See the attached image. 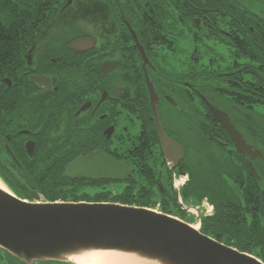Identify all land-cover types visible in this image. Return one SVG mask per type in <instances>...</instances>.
<instances>
[{
	"label": "flooded vegetation",
	"instance_id": "1",
	"mask_svg": "<svg viewBox=\"0 0 264 264\" xmlns=\"http://www.w3.org/2000/svg\"><path fill=\"white\" fill-rule=\"evenodd\" d=\"M253 21L264 29V0L54 1L48 21L24 45L0 55V181L17 180L28 195H39L35 182L43 175L64 176L68 164L100 151L129 168L127 180L148 173L181 214L187 213L183 196L197 179V201H207L212 209L202 223L231 218L228 230L253 225L249 195L255 179L264 200L259 176L264 160L242 157L231 140L207 143L199 104L204 98L218 106L212 97L220 98L219 91L204 90L212 80L203 69L220 70L224 57L219 53L235 50L226 39L244 33L245 27L252 30ZM81 40L85 44L74 46ZM219 76L216 82L228 81ZM148 82L169 141L164 148ZM210 164L222 166L220 173H205ZM210 177L228 183L207 191ZM214 194L218 199L213 200ZM230 234L207 236L238 242Z\"/></svg>",
	"mask_w": 264,
	"mask_h": 264
},
{
	"label": "water",
	"instance_id": "2",
	"mask_svg": "<svg viewBox=\"0 0 264 264\" xmlns=\"http://www.w3.org/2000/svg\"><path fill=\"white\" fill-rule=\"evenodd\" d=\"M147 87L164 148L169 141L157 115L158 98L152 84L148 82ZM203 102L242 157L264 160L262 151L246 142L225 112L204 98ZM129 175L126 165L100 151L81 156L64 169V176L70 179L125 181ZM0 249L22 264H67L72 257L96 252H112L150 264H264L167 214L117 203H38L1 188Z\"/></svg>",
	"mask_w": 264,
	"mask_h": 264
},
{
	"label": "trees",
	"instance_id": "3",
	"mask_svg": "<svg viewBox=\"0 0 264 264\" xmlns=\"http://www.w3.org/2000/svg\"><path fill=\"white\" fill-rule=\"evenodd\" d=\"M54 1L56 3L57 0H0V55L24 45L26 38L48 21V13L54 5ZM45 10L47 15L44 17ZM249 26L252 27V30L245 27L243 35L239 32L232 39H226L235 48L234 51L231 50L229 53L228 64L222 65L220 70L205 68L203 72L212 80V83L204 85L205 91L211 89L212 91H219L220 97H224L233 105L247 111H253L256 107H264V29L255 21ZM218 73L220 78L227 77L228 81L221 84L216 82ZM219 87L220 89H218ZM199 104L205 111V122L208 126L205 129L206 131L203 132L206 137L205 141L214 143L220 139L230 143L228 135L209 113L203 102L199 101ZM262 116L264 117V115ZM196 127L198 129L197 125ZM246 131L251 134V139H253L251 142L264 152V134L262 135L259 131L248 127ZM261 163L264 164V161H261ZM142 166L148 170L152 169L149 165L143 164ZM218 167L222 166L210 164L204 172L218 174L220 173ZM136 168L139 169V166H136ZM132 172L135 173V170L133 169ZM46 176L43 175L41 180L35 182L36 188L41 191L39 198L45 202H111L139 208H152L159 201L162 213L178 218L182 217L180 212L178 213L172 208L169 209L168 201L159 192L158 188H156L157 193L154 194L155 181L149 178L148 173L145 174L143 182L132 176L123 182L121 188L117 190L110 189L111 186L118 183L113 181H74L64 177L62 173L52 174L51 177H49L50 175ZM259 176L260 181H264V173L261 174L260 172ZM195 182L189 188L187 194L183 196L184 201L188 199L197 201V191L195 189L200 190L199 180L196 179ZM5 183L6 185L12 184L13 194L18 198L35 201L38 197L28 195L27 188L17 180H7ZM220 183H228V181L224 178L218 181L210 177L206 179L205 188L207 191H216L222 188ZM258 184L254 179L251 186V195L247 194L245 196L247 198L249 195L250 199L252 198L250 203L254 205L252 211L253 225L247 228L231 227L228 230L226 224L230 225L234 222L231 218H228L226 222L224 220L221 222L216 221L215 218H212L202 223L200 232L208 235L210 232L218 231L229 236L230 231L231 239L233 238L238 242L231 240L232 242L224 243L225 245L255 256L264 263V225L258 223L264 221V200L261 201L260 199V192L257 189ZM226 187H229V185L226 184ZM216 198L218 199V196L214 194L213 200H216ZM172 200L174 201V199ZM250 203L248 202V204ZM0 264L22 263L0 249ZM46 264L64 263L50 262Z\"/></svg>",
	"mask_w": 264,
	"mask_h": 264
},
{
	"label": "rangeland",
	"instance_id": "4",
	"mask_svg": "<svg viewBox=\"0 0 264 264\" xmlns=\"http://www.w3.org/2000/svg\"><path fill=\"white\" fill-rule=\"evenodd\" d=\"M221 57H224V59L222 60V64L223 66L228 64V56H229V52H222L219 53ZM179 60H186L185 58H180ZM192 67V65H190ZM197 70H202L201 67H193ZM181 69H177L176 72H181ZM189 71H195L192 68L189 67ZM205 85H207V83H205ZM212 101L218 105L217 108L224 111L228 116H230V118L236 123V126L241 129L243 132H245L246 136H247V140L249 141H253V139H251V134L246 131V128L248 127L249 129H255L257 131H259L262 135L264 134V117L262 115H264V107H256L253 111H247L243 108H239L235 105H233L230 101H228L227 99H223V98H218V97H212ZM193 101H191L192 104ZM193 105V104H192ZM246 124H248V126H245ZM208 166V165H207ZM133 178H137V180L140 181H144L145 177H133ZM147 178V177H146ZM7 180H3V185L9 189V191L13 192V189L11 187V185H6ZM112 185V184H111ZM109 186V185H108ZM121 185L118 184H114V186H111L110 189L112 190H117L120 189ZM154 190V194H156V182L154 184L153 187ZM40 195V194H39ZM39 195H35L38 196L37 199L35 201H41L43 202L42 199L39 198ZM168 201V200H167ZM184 207L188 210L187 213L182 212L183 214H181V218H179L180 220H182L185 223L194 225L195 223H197L198 219H202L208 215H210L212 213V209H211V205L207 202V201H203L202 203L199 201H194V200H185L183 202ZM158 205V207H157ZM156 207L159 211H162L161 208V203H159V201L156 202V204L153 206ZM168 207L169 209H174L176 211H178V213L180 212L179 210H177L176 205L174 204L173 207H171L169 205L168 202ZM176 217V216H175ZM201 226H202V222H200ZM201 229V227H199ZM211 233V232H210ZM227 243V242H225ZM67 264H74L73 262L67 263Z\"/></svg>",
	"mask_w": 264,
	"mask_h": 264
},
{
	"label": "bare ground",
	"instance_id": "5",
	"mask_svg": "<svg viewBox=\"0 0 264 264\" xmlns=\"http://www.w3.org/2000/svg\"><path fill=\"white\" fill-rule=\"evenodd\" d=\"M0 188L8 190L0 181ZM74 264H150L112 252H96L70 258Z\"/></svg>",
	"mask_w": 264,
	"mask_h": 264
}]
</instances>
